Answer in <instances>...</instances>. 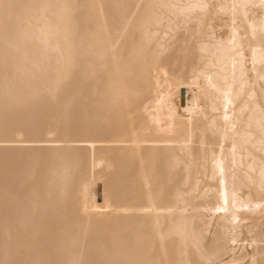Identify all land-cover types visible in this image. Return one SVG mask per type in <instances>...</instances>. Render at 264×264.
I'll return each mask as SVG.
<instances>
[{"label":"bare ground","instance_id":"1","mask_svg":"<svg viewBox=\"0 0 264 264\" xmlns=\"http://www.w3.org/2000/svg\"><path fill=\"white\" fill-rule=\"evenodd\" d=\"M0 264H264L261 0H0Z\"/></svg>","mask_w":264,"mask_h":264},{"label":"snow or ice","instance_id":"2","mask_svg":"<svg viewBox=\"0 0 264 264\" xmlns=\"http://www.w3.org/2000/svg\"><path fill=\"white\" fill-rule=\"evenodd\" d=\"M261 4H262V6H264V0H261ZM201 7H205V6H201Z\"/></svg>","mask_w":264,"mask_h":264},{"label":"rangeland","instance_id":"3","mask_svg":"<svg viewBox=\"0 0 264 264\" xmlns=\"http://www.w3.org/2000/svg\"><path fill=\"white\" fill-rule=\"evenodd\" d=\"M100 191V190H99Z\"/></svg>","mask_w":264,"mask_h":264}]
</instances>
